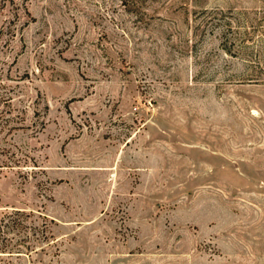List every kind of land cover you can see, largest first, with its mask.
I'll return each instance as SVG.
<instances>
[{
  "label": "rangeland",
  "instance_id": "374dc122",
  "mask_svg": "<svg viewBox=\"0 0 264 264\" xmlns=\"http://www.w3.org/2000/svg\"><path fill=\"white\" fill-rule=\"evenodd\" d=\"M16 208L0 264H264V0H0Z\"/></svg>",
  "mask_w": 264,
  "mask_h": 264
},
{
  "label": "trees",
  "instance_id": "16d2710c",
  "mask_svg": "<svg viewBox=\"0 0 264 264\" xmlns=\"http://www.w3.org/2000/svg\"><path fill=\"white\" fill-rule=\"evenodd\" d=\"M31 217L30 213L20 208L0 213V256L3 253L21 256L27 249H36L27 245L28 223ZM41 232H43L42 229Z\"/></svg>",
  "mask_w": 264,
  "mask_h": 264
}]
</instances>
